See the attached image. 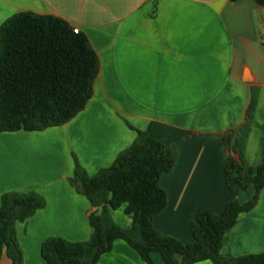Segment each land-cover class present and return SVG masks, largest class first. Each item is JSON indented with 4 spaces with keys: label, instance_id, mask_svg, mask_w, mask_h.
Returning a JSON list of instances; mask_svg holds the SVG:
<instances>
[{
    "label": "crops",
    "instance_id": "0c3cea01",
    "mask_svg": "<svg viewBox=\"0 0 264 264\" xmlns=\"http://www.w3.org/2000/svg\"><path fill=\"white\" fill-rule=\"evenodd\" d=\"M19 12L54 15L82 32L98 58L93 94L67 123L41 131L0 133V203L7 193L44 202L14 232L20 264H47L42 242L89 239L95 208L78 192L77 164L88 176L113 164L138 131L172 153L159 186L166 205L153 226L181 243L198 210L214 213L235 198L248 202L252 184L233 194L229 158L253 173L264 155V5L254 0H0V26ZM125 205L111 211L132 226ZM264 253V185L255 205L224 234L220 255ZM153 264H166L157 252ZM0 264H12L5 255ZM95 264H145L122 239ZM194 264H213L209 260Z\"/></svg>",
    "mask_w": 264,
    "mask_h": 264
},
{
    "label": "trees",
    "instance_id": "16d2710c",
    "mask_svg": "<svg viewBox=\"0 0 264 264\" xmlns=\"http://www.w3.org/2000/svg\"><path fill=\"white\" fill-rule=\"evenodd\" d=\"M254 1L264 5V0ZM97 73L98 58L87 37L67 21L32 12L14 14L0 26V133L41 131L67 123L90 100ZM137 134L135 143L94 176L75 165L77 190L95 208L89 216L90 237L82 242L47 238L40 247L42 259L47 264H95L114 240L122 239L145 264H153V252L159 253L166 264L204 260L213 264H264V253L231 259L220 255L224 234L237 216L257 201L264 185V155L254 173L241 158L228 159L227 188L236 194L252 184L253 196L244 204L232 198L218 213L198 210L189 224L192 241L181 243L153 226V217L166 205L159 179L172 169L174 157L147 132ZM122 205L125 214L132 217L129 229L119 227L111 216V211ZM43 206V199L34 193L2 196L0 258L5 255L12 264L21 263L14 225Z\"/></svg>",
    "mask_w": 264,
    "mask_h": 264
}]
</instances>
